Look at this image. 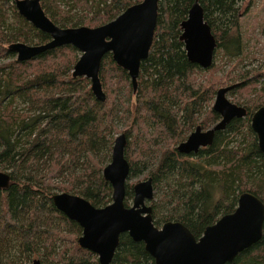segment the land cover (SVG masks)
<instances>
[{
  "label": "trees",
  "instance_id": "1",
  "mask_svg": "<svg viewBox=\"0 0 264 264\" xmlns=\"http://www.w3.org/2000/svg\"><path fill=\"white\" fill-rule=\"evenodd\" d=\"M140 1L40 4L53 23L67 28L105 24ZM239 1L198 0L217 42V61L242 58ZM193 2L159 0L153 42L140 63L135 91L127 72L110 54L103 56L99 77L106 100L100 102L87 78L72 76L80 54L75 47L16 59L10 43L36 45L49 36L18 14L14 0H0V170L11 181L0 190V264H99L95 254L78 245L80 226L55 208L52 195L71 193L95 207L111 202L102 170L122 122L128 123L122 132L130 164L124 203L133 197L128 181L146 171L156 226L178 221L198 238L235 209L242 192L264 204V153L250 127L253 111L264 105V68L218 76L214 61L206 69L189 62L179 36ZM222 83L236 84L229 92H238L235 98L246 116L232 119L196 154L179 153L177 144L197 125L207 128L219 120L212 104ZM110 264L155 263L142 242L122 233ZM226 264H264V221L261 239Z\"/></svg>",
  "mask_w": 264,
  "mask_h": 264
},
{
  "label": "water",
  "instance_id": "2",
  "mask_svg": "<svg viewBox=\"0 0 264 264\" xmlns=\"http://www.w3.org/2000/svg\"><path fill=\"white\" fill-rule=\"evenodd\" d=\"M158 3L159 0H141L96 27L62 28L45 14L40 0H14L18 14L35 29L46 33L49 40L36 45L13 42L8 49L16 54L18 61H26L57 47H75L80 55L73 65L72 76L87 78L94 98L104 102L106 95L99 77L103 56L110 54L116 65L127 72L135 91L140 63L148 56L153 42ZM180 29L179 39L188 61L203 69L210 67L217 42L204 20L198 0L192 3ZM235 85L216 90L212 109L218 113L219 120L206 130L198 125L176 147L179 153H196L199 148L211 145L215 132L223 130L232 119L246 116L244 106L227 98ZM250 127L259 150L264 153V105L253 111ZM126 146V134L122 132L115 137L110 161L102 170L103 178L112 189L111 202L107 205L95 207L85 198L67 192L52 195L55 208L80 226L78 245L95 254L99 264L111 263L122 233H127L133 241L142 242L155 264H226L261 239L264 204L247 191L239 195L232 212L206 226L198 238L178 221H166L160 227L154 224L150 205L154 194L151 177L132 185L133 197L126 206L125 184L130 172ZM10 184V176L0 170V190L8 189ZM31 264L41 263L35 260Z\"/></svg>",
  "mask_w": 264,
  "mask_h": 264
},
{
  "label": "rangeland",
  "instance_id": "3",
  "mask_svg": "<svg viewBox=\"0 0 264 264\" xmlns=\"http://www.w3.org/2000/svg\"><path fill=\"white\" fill-rule=\"evenodd\" d=\"M239 13L240 31L244 36V47L243 53L241 55L242 58L231 59L230 61H217L214 58L213 61L218 65V76L226 75V73L232 69L234 70L235 75L239 73H242L244 75L247 72L250 73L253 70L264 68V0H240ZM28 44L33 45L30 43ZM2 61L4 60H0V62ZM224 86H229V84L222 83V85H220L219 87ZM134 95L132 98V103L134 102ZM236 95L238 96V92H228L227 98L231 102L239 105V102H237V99L235 98ZM212 126L204 129H208ZM117 127L119 132L114 134V139L118 134L122 133L123 130L128 128V123H119ZM146 178H148V175L146 174V171H144L140 174H137L135 177H132L128 182L130 184H134L135 182L142 181ZM131 200L132 199L128 201V205L131 204ZM161 225H158V227H160Z\"/></svg>",
  "mask_w": 264,
  "mask_h": 264
},
{
  "label": "flooded vegetation",
  "instance_id": "4",
  "mask_svg": "<svg viewBox=\"0 0 264 264\" xmlns=\"http://www.w3.org/2000/svg\"><path fill=\"white\" fill-rule=\"evenodd\" d=\"M14 54H15V53H14ZM15 55H16V54H15ZM197 126H198V125H197ZM197 126H196V127H197ZM196 127H195V128H196ZM195 128H194V129H195ZM201 128H202V126H201ZM194 129H193L192 131H194ZM202 130H206V129L202 128ZM192 131H191V132H192ZM191 132H190V133H191ZM190 133H189V134H190ZM189 134H188V135H189ZM188 135L185 137V139L188 137ZM185 139H184V140H185ZM184 140H183V141H184ZM181 142H182V141H181ZM181 142H180V143H181ZM178 145H179V143L177 144V146H178ZM177 146H176V147H177ZM202 148H205V147H201V148H199V150L202 149ZM199 150H198V151H199ZM198 151H197V152H198ZM197 152H196V153H197ZM196 153H190V154H196ZM181 154H182V153H181ZM190 154H183V155H190Z\"/></svg>",
  "mask_w": 264,
  "mask_h": 264
}]
</instances>
